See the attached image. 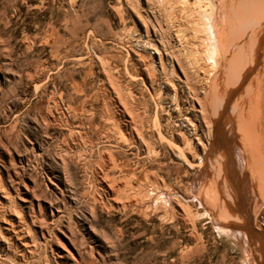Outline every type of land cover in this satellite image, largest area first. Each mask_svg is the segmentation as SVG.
<instances>
[{"label": "rangeland", "instance_id": "374dc122", "mask_svg": "<svg viewBox=\"0 0 264 264\" xmlns=\"http://www.w3.org/2000/svg\"><path fill=\"white\" fill-rule=\"evenodd\" d=\"M161 1L0 0V264H264L257 0ZM111 102L147 107L186 158L153 127L151 151L115 138Z\"/></svg>", "mask_w": 264, "mask_h": 264}, {"label": "bare ground", "instance_id": "6f19581e", "mask_svg": "<svg viewBox=\"0 0 264 264\" xmlns=\"http://www.w3.org/2000/svg\"><path fill=\"white\" fill-rule=\"evenodd\" d=\"M241 1V0H240ZM253 2H254V0H252ZM252 1H250V2H252ZM256 1V0H255ZM160 2L162 3V1L160 0ZM159 2V3H160ZM237 2H239V0H236V3ZM244 2H246V1H244ZM252 2V3H253ZM235 3V2H234ZM188 4V3H187ZM255 4H256V6H254V8H253V13H255V18H254V22L252 21V23H255V25H254V27H253V30H252V32H250L249 30V32H246V34H245V36L246 37H244L245 38V40H248V38H250L251 40H253V41H251L252 43H249V44H247V46L245 47L244 46V51L246 52V51H248L249 50V48H250V46H251V44L253 45V43L255 42L256 44H264V0H257L256 2H255ZM251 5V4H250ZM254 5V4H253ZM258 7H260V9H259V11L257 10L256 11V8H258ZM242 9H243V7H242ZM252 9V8H251ZM241 10V9H240ZM242 11V10H241ZM248 13H249V11H247ZM243 13V12H242ZM231 14V13H230ZM247 13L245 12V15H246ZM251 14V13H250ZM249 15V14H248ZM253 16V15H252ZM249 17H251V16H249ZM254 17V16H253ZM249 20V19H248ZM245 26H246V24H245ZM246 27H248V26H246ZM180 28V27H179ZM250 28H251V25H250ZM249 28V29H250ZM252 29V28H251ZM246 31V30H245ZM243 33H245V32H243ZM180 35V34H179ZM178 36V35H177ZM214 37V36H213ZM212 37V38H213ZM242 37V36H241ZM181 36H179V39H178V41L180 42V44H181V46H183L184 44H185V42H184V40H183V42L182 41H180L181 39ZM249 39V40H250ZM186 41V40H185ZM247 42V41H246ZM240 43V42H239ZM219 44H222V43H219ZM173 46V45H172ZM223 46V45H222ZM256 46V45H255ZM185 47V45L183 46V48ZM189 47V46H188ZM238 48V47H237ZM260 48H262L261 50L263 51L264 50V47L262 46V47H260ZM158 50V49H157ZM243 50V49H242ZM256 50H257V48H256ZM230 51V50H229ZM260 51V50H259ZM259 51L258 52H256L254 55H249L248 56V58L247 57H244V60H245V63H248V65H250L251 67V71L252 72H255V71H257L256 70V66H261V64L260 63H258L259 62V59H257V58H259V56H258V54H259ZM224 52V51H223ZM240 52V51H239ZM254 52V51H253ZM261 52V51H260ZM264 52V51H263ZM236 54V53H235ZM238 54V53H237ZM241 54H243V53H240V55ZM234 55V54H233ZM259 55H261V54H259ZM228 56V55H227ZM234 56H236V55H234ZM263 56V55H262ZM232 56H230V58H231ZM243 57V56H242ZM228 58V57H227ZM236 58H238V56L236 57ZM195 60L193 61V60H190L189 59V67H191L192 69H196V71H199L200 72V69H205L204 67H203V63H201L200 62V58L199 59H196V57L194 58ZM162 60V59H161ZM176 60H177V62H179V63H181V61H180V59L178 58V56H177V58H176ZM236 60V59H235ZM239 60V59H238ZM152 61H154L153 59H152ZM229 61H234V60H232V59H229ZM260 61H262V60H260ZM264 61V60H263ZM146 62V61H145ZM239 62V61H238ZM237 62V63H238ZM236 62L235 63H233V65L234 64H237ZM258 63V64H257ZM152 64V63H151ZM164 63L162 62V65H163ZM226 64H227V62H226ZM228 64H230V65H232V62H228ZM228 64L227 65H225V68H224V70L228 67ZM240 64V63H239ZM238 64V65H239ZM148 65H149V63H148ZM245 65V64H244ZM243 65V66H244ZM237 66V65H236ZM188 67V68H189ZM247 67V66H246ZM148 68V67H147ZM187 68V69H188ZM258 68V67H257ZM260 68V67H259ZM163 69V71H164V67L162 68ZM166 70V69H165ZM243 71H244V69H243ZM248 71V70H247ZM222 72V71H221ZM220 72V73H221ZM258 72V74H257V76H256V78L253 80V87H252V90L251 89H249L250 91V102H254L255 101V99H256V102H258V104H259V110L260 111H262V104L263 103H261V102H264V97H263V93H262V90L264 89V83H263V79H264V70H262L261 69V71L259 72V71H257ZM198 73V72H197ZM250 73V72H249ZM244 74V73H243ZM247 74V73H246ZM251 75V74H250ZM241 77V76H240ZM217 79L215 78V79H213L212 81H211V87H213V84H215V81H216ZM219 80V79H218ZM186 81H187V83H189V78H186ZM210 82V81H209ZM224 85V84H223ZM242 85V84H241ZM216 86V85H215ZM117 87V86H116ZM218 87V86H217ZM257 87L259 88V89H257ZM200 89V88H199ZM257 89V90H256ZM191 91V90H190ZM197 91V90H196ZM195 90H194V93H193V95L197 98V96L199 95L198 94V92H196ZM217 91V90H216ZM258 91L260 92V93H258ZM208 92H211V90L210 91H208ZM222 92V91H221ZM227 93H229V92H227ZM248 93V92H247ZM205 94V93H204ZM208 94V93H207ZM207 94H205V95H203V96H205L204 98L205 99H207L208 97H207ZM210 94H212V93H210ZM218 94V93H217ZM235 95V94H234ZM247 95V94H246ZM210 96V95H209ZM225 97V96H224ZM247 98V97H246ZM203 99V98H202ZM235 99V98H234ZM224 100V99H223ZM226 100V99H225ZM207 101V100H206ZM230 101V100H229ZM232 101V100H231ZM247 101V100H246ZM209 102V101H208ZM225 103V102H224ZM224 103H223V105H224ZM199 104H200V102H199ZM227 104V103H226ZM225 104V105H226ZM146 105V104H145ZM222 105V106H223ZM111 106H112V114H110V115H112V119H113V123H114V126H115V131H116V134H115V138L117 137V139L118 140H120V141H122L123 143L124 142H126V143H131V144H143V146L146 148V150L147 151H151L154 147V145H153V142H151V140H149V139H147L146 138V134H145V131L147 130L148 131V127L149 128H151L152 129V127H153V129H155V130H157V133H158V137L160 138V141L161 142H163V141H165V142H167L168 144H169V146H171V148H173V149H176L177 150V153L179 154V155H181V157L182 158H186L185 157V150L184 149H182V148H179L178 146H176L175 145V143H174V141H173V139H168L167 137H165L164 135H163V133L159 130V127H158V123H155V124H153V126H149L148 125V115H147V110H148V108L147 107H138L139 108V111H140V113L138 112L137 113V111L135 110V108H134V106L130 103V102H120V105H118L116 102H111ZM139 106V105H138ZM147 106V105H146ZM120 107H122V109L123 110H120ZM155 113H156V115H158L159 113H158V111L162 108V105H161V103L160 102H155ZM208 108V107H207ZM211 108V107H210ZM201 109H202V113H203V116H205L206 115V113H207V110L205 109V105H204V103L202 102L201 103ZM256 109H258V108H256ZM264 110V109H263ZM149 111V110H148ZM221 113H223V110H222V112ZM225 113H227V112H225ZM225 113H224V117H226L225 116ZM229 114V113H228ZM256 115L255 116H257L258 114H257V112L255 113ZM62 115V114H61ZM222 116V115H221ZM64 117H66V116H64ZM217 117V116H216ZM110 118H111V116H110ZM256 118V117H255ZM111 120V119H110ZM219 120V119H218ZM223 120V119H222ZM112 121V120H111ZM220 121V120H219ZM112 123V122H111ZM217 123V122H216ZM219 123L220 122H218L217 123V125H209V134H213L214 135V137H215V135L217 134V132H218V129H219ZM113 125V124H112ZM262 125V124H261ZM109 128V127H108ZM151 129H149V130H151ZM110 130V129H109ZM149 132V131H148ZM224 133H226V132H224ZM73 135H74V133H72ZM114 134V133H113ZM218 135V134H217ZM104 136V135H103ZM112 136V135H111ZM73 137V136H72ZM112 137H114V136H112ZM74 138H76V136L74 137ZM100 138V137H99ZM105 138V137H104ZM103 138V139H104ZM110 138V137H109ZM252 138V137H251ZM251 138H249V139H251ZM82 139V138H81ZM106 139H108V138H106ZM151 139V138H150ZM219 139V138H218ZM82 141H84V140H82ZM89 141H90V139H89ZM113 141V140H112ZM220 141V140H219ZM218 141V142H219ZM250 141H252V140H250ZM73 142H74V139H72L71 138V142L70 143H72V145H73ZM77 142H78V140H77ZM101 142H104V141H101ZM118 142V141H117ZM69 143V142H68ZM86 143V142H85ZM105 143V142H104ZM75 145H77V144H75ZM133 145V146H134ZM67 146V145H66ZM77 146H79V144L77 145ZM190 146V145H189ZM212 146V148H213V146H214V148H216L215 147V144H212L211 145ZM80 147V146H79ZM142 147V146H141ZM140 148V147H139ZM108 150V149H107ZM217 149H215V152L214 153H216L217 151H216ZM226 150V149H225ZM249 150V149H248ZM213 152V151H212ZM106 153V152H105ZM108 155H110V154H108ZM103 156V155H102ZM209 156V155H208ZM101 157V156H100ZM112 157V156H111ZM102 158V157H101ZM103 159V158H102ZM105 159H106V166L108 167V166H110V165H112L113 164V161L109 158V156H105ZM104 159V160H105ZM104 160H101V161H104ZM113 160H114V158H113ZM105 162V161H104ZM115 162V161H114ZM116 163V162H115ZM202 163L204 164L205 163V160H203L202 161ZM231 163V162H230ZM102 164H103V162H102ZM119 164V163H118ZM207 164V163H206ZM103 166V165H102ZM105 166V167H106ZM119 166H121V165H119ZM104 167V166H103ZM128 167V166H127ZM123 168V167H122ZM216 168V167H215ZM103 169H105V168H103ZM107 169V168H106ZM110 169V168H109ZM108 169V170H109ZM113 169V168H112ZM120 169V168H119ZM125 169V168H124ZM107 172V171H106ZM209 173V172H208ZM207 173V174H208ZM104 174V173H103ZM106 174V173H105ZM209 175V174H208ZM104 176V175H103ZM208 177V176H207ZM102 178V177H101ZM112 179V178H111ZM110 179V180H111ZM102 180H103V178H102ZM108 180H109V177H108ZM107 180V181H108ZM110 182V181H109ZM112 182H114V181H112ZM112 182H110L109 184H105L103 181H101V179H100V182L99 183H101V185L103 186V190H104V192H105V194L107 195V198L111 201V204H112V207H114L115 209H120V208H123V209H126V208H131V207H134L135 206V204H137L136 203V201L134 202V200H132L131 198H132V196H128L129 198L128 199H131V200H128L127 198H126V200L127 201H121V198H123V197H121V193L122 192H124V190H123V188L124 187H126L127 185L126 184H123L122 182H120V181H118V183H112ZM155 182V181H154ZM158 184V183H157ZM225 184H226V182H225ZM218 186V185H217ZM220 186V185H219ZM125 189V188H124ZM157 191V190H156ZM160 191V190H159ZM127 193V192H126ZM206 193V192H205ZM221 195V194H220ZM127 197V196H126ZM139 197V196H138ZM142 197V196H141ZM238 197V196H237ZM140 198V197H139ZM136 199V198H135ZM162 202H164V201H162ZM159 203H161V201L159 202ZM162 204V203H161ZM169 204V203H168ZM139 205H140V203H139ZM157 205H158V203H157ZM164 206H166V204L164 205ZM239 206V205H238ZM138 207H140V206H138ZM148 208H149V206H148ZM157 208V207H156ZM161 208H163L162 206H161ZM165 208H168V207H165ZM148 210V209H147ZM166 210V209H165ZM125 211V210H124ZM132 211H134V210H132ZM146 210H144V212H145ZM150 211V208H149V210L147 211V212H149ZM226 211V210H225ZM237 211H238V209H237ZM242 211V210H241ZM130 212V211H129ZM136 212V211H135ZM134 212V213H135ZM139 213V212H138ZM150 213V212H149ZM149 213H148V215H149ZM16 214H18V213H16ZM143 215H145V214H143ZM143 215H141V216H143ZM229 215V214H228ZM232 215V214H231ZM240 215V214H239ZM18 216V215H17ZM147 216V215H146ZM150 216V215H149ZM19 218H21V217H19ZM18 218V220H20ZM23 219H24V217H23ZM237 219V218H236ZM24 220H22L21 222H23ZM21 222H20V224H21ZM27 224V223H26ZM19 226H21V225H19ZM23 226V225H22ZM246 227H247V225H246ZM219 232V231H218ZM231 232V231H230ZM229 232V233H230ZM20 233V232H19ZM228 233V234H229ZM16 234V233H15ZM237 236V235H236ZM16 237V236H15ZM18 237V236H17Z\"/></svg>", "mask_w": 264, "mask_h": 264}]
</instances>
